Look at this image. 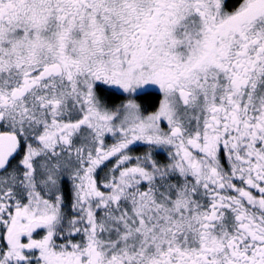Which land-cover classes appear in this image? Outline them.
<instances>
[{
    "label": "snow or ice",
    "instance_id": "1",
    "mask_svg": "<svg viewBox=\"0 0 264 264\" xmlns=\"http://www.w3.org/2000/svg\"><path fill=\"white\" fill-rule=\"evenodd\" d=\"M0 264H264V0H0Z\"/></svg>",
    "mask_w": 264,
    "mask_h": 264
}]
</instances>
